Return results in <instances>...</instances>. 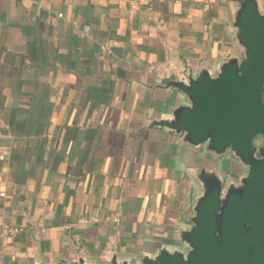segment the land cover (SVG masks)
<instances>
[{"label":"crops","instance_id":"1","mask_svg":"<svg viewBox=\"0 0 264 264\" xmlns=\"http://www.w3.org/2000/svg\"><path fill=\"white\" fill-rule=\"evenodd\" d=\"M233 9L0 0V233L20 228L0 237V264H110L113 252L175 244L192 215L191 169L238 170L151 121L183 102L168 80L240 54ZM82 216L96 221L66 227Z\"/></svg>","mask_w":264,"mask_h":264},{"label":"water","instance_id":"2","mask_svg":"<svg viewBox=\"0 0 264 264\" xmlns=\"http://www.w3.org/2000/svg\"><path fill=\"white\" fill-rule=\"evenodd\" d=\"M229 1L240 54L224 58L215 70L202 66L168 80L183 102L151 124L214 157L229 150L232 166L242 171L232 177L219 167L192 168V215L175 231V244L138 258L113 252L110 264H264V8L259 0ZM55 264L88 263L78 256Z\"/></svg>","mask_w":264,"mask_h":264},{"label":"built area","instance_id":"3","mask_svg":"<svg viewBox=\"0 0 264 264\" xmlns=\"http://www.w3.org/2000/svg\"><path fill=\"white\" fill-rule=\"evenodd\" d=\"M112 219L116 223H118V218L113 217ZM94 221H96V218H94V217H84V216H82V217L78 218L75 223L68 224L66 227L67 228H70V227L74 226L75 224H90V223H92ZM19 230H20V228L4 226L3 231L0 233V237H2L4 235H11V236H13Z\"/></svg>","mask_w":264,"mask_h":264},{"label":"flooded vegetation","instance_id":"4","mask_svg":"<svg viewBox=\"0 0 264 264\" xmlns=\"http://www.w3.org/2000/svg\"><path fill=\"white\" fill-rule=\"evenodd\" d=\"M220 158H223L224 160H228V161H230V162H232V161L235 159L234 156L231 154V152H230L229 150H226L224 155L218 156L216 159L218 160V159H220ZM236 169H237L238 171H242V167H241V166H237ZM225 174H226V175H230V176H232V177H236V175L230 173L228 169L225 171Z\"/></svg>","mask_w":264,"mask_h":264}]
</instances>
